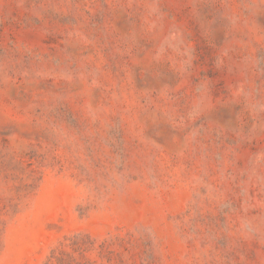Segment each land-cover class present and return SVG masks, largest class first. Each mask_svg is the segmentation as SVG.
Segmentation results:
<instances>
[{"label":"rangeland","instance_id":"rangeland-1","mask_svg":"<svg viewBox=\"0 0 264 264\" xmlns=\"http://www.w3.org/2000/svg\"><path fill=\"white\" fill-rule=\"evenodd\" d=\"M0 264H264V0H0Z\"/></svg>","mask_w":264,"mask_h":264}]
</instances>
